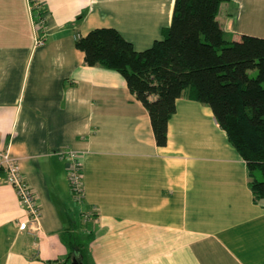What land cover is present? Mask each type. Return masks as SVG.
<instances>
[{"label": "crops", "instance_id": "1", "mask_svg": "<svg viewBox=\"0 0 264 264\" xmlns=\"http://www.w3.org/2000/svg\"><path fill=\"white\" fill-rule=\"evenodd\" d=\"M32 1L0 0V150L17 160L41 216L37 231L19 230L27 214L0 177V264H65L63 234L86 231L82 212L94 216L88 264H264V206L211 110L177 99L158 147L121 75L86 66L75 47L112 28L144 51L163 38L175 0ZM218 20L230 41L264 39V0H229ZM68 149L82 166L79 206L58 156Z\"/></svg>", "mask_w": 264, "mask_h": 264}, {"label": "trees", "instance_id": "2", "mask_svg": "<svg viewBox=\"0 0 264 264\" xmlns=\"http://www.w3.org/2000/svg\"><path fill=\"white\" fill-rule=\"evenodd\" d=\"M228 2L175 0L163 38L144 51H136L112 28L91 30L76 38L75 47L83 53L86 66L121 75L147 111L158 147L167 143L168 121L177 99L185 97L208 107L245 162L253 200L264 206V39L225 38L218 16ZM43 14L37 11L36 17ZM0 177L6 182L3 167ZM87 214H80L81 227L88 225L86 231H64L69 248L65 264L72 259L88 264L92 235ZM89 217L94 219L93 213Z\"/></svg>", "mask_w": 264, "mask_h": 264}, {"label": "built area", "instance_id": "3", "mask_svg": "<svg viewBox=\"0 0 264 264\" xmlns=\"http://www.w3.org/2000/svg\"><path fill=\"white\" fill-rule=\"evenodd\" d=\"M46 22L45 14L34 19L35 28V44L42 43V37L38 34L39 31L44 30ZM58 156L67 162L68 168V182L70 193L75 204H80L83 199L82 186V166L78 152L74 150H62L58 152ZM0 167H3L6 172V183L10 185L16 192L19 202L27 214V220L19 224V230L23 231L29 229L37 231L39 228V219L41 216L40 206L37 204L36 197L28 184L23 179L20 167L15 158H13L8 151L0 150ZM88 213L85 220H89Z\"/></svg>", "mask_w": 264, "mask_h": 264}, {"label": "water", "instance_id": "4", "mask_svg": "<svg viewBox=\"0 0 264 264\" xmlns=\"http://www.w3.org/2000/svg\"><path fill=\"white\" fill-rule=\"evenodd\" d=\"M70 264H80V263H77L75 259H72Z\"/></svg>", "mask_w": 264, "mask_h": 264}, {"label": "rangeland", "instance_id": "5", "mask_svg": "<svg viewBox=\"0 0 264 264\" xmlns=\"http://www.w3.org/2000/svg\"><path fill=\"white\" fill-rule=\"evenodd\" d=\"M228 41H230V39L228 37H226Z\"/></svg>", "mask_w": 264, "mask_h": 264}]
</instances>
